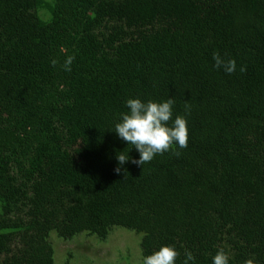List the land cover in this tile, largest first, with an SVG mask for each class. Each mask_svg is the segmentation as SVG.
<instances>
[{"label":"trees","instance_id":"obj_1","mask_svg":"<svg viewBox=\"0 0 264 264\" xmlns=\"http://www.w3.org/2000/svg\"><path fill=\"white\" fill-rule=\"evenodd\" d=\"M129 98H172L187 147L118 165L139 158L112 132ZM117 228L141 264H264V0H0V264Z\"/></svg>","mask_w":264,"mask_h":264},{"label":"clouds","instance_id":"obj_2","mask_svg":"<svg viewBox=\"0 0 264 264\" xmlns=\"http://www.w3.org/2000/svg\"><path fill=\"white\" fill-rule=\"evenodd\" d=\"M72 57H68L63 65L65 71H70ZM213 67L231 75L237 69L234 59L226 58L217 52L212 56ZM55 66L56 61H52ZM239 71H246L241 66ZM174 100L168 98L164 101L129 98L125 101L126 112H121L119 120L114 124L112 132L117 139L131 145L138 153V159L131 160L129 152L124 151L116 154L118 165L131 162L137 166L152 161L156 155L170 151L173 147L186 148L188 143V128L185 116L176 115L173 118ZM171 121V123H169ZM120 167L114 169L119 174ZM178 252L173 246H161L157 251L142 258V264H175ZM193 256L190 252L185 253L184 264H191ZM211 264H228V256L223 249L218 250L211 258ZM245 264H253L251 260Z\"/></svg>","mask_w":264,"mask_h":264},{"label":"rangeland","instance_id":"obj_3","mask_svg":"<svg viewBox=\"0 0 264 264\" xmlns=\"http://www.w3.org/2000/svg\"><path fill=\"white\" fill-rule=\"evenodd\" d=\"M49 240L55 264H141L140 236L122 228L113 231L105 243L86 234L66 242L55 232Z\"/></svg>","mask_w":264,"mask_h":264}]
</instances>
